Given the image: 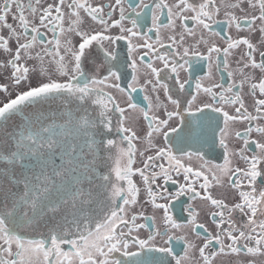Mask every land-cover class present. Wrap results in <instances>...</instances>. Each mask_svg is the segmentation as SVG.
<instances>
[{
  "label": "snow or ice",
  "instance_id": "1",
  "mask_svg": "<svg viewBox=\"0 0 264 264\" xmlns=\"http://www.w3.org/2000/svg\"><path fill=\"white\" fill-rule=\"evenodd\" d=\"M0 80V264L264 257V0H0Z\"/></svg>",
  "mask_w": 264,
  "mask_h": 264
},
{
  "label": "flooded vegetation",
  "instance_id": "2",
  "mask_svg": "<svg viewBox=\"0 0 264 264\" xmlns=\"http://www.w3.org/2000/svg\"><path fill=\"white\" fill-rule=\"evenodd\" d=\"M101 2H105V0H101ZM135 2H138V0H135ZM170 2H174V0H170ZM233 2H234V0H233ZM149 26H150V20H149ZM144 31H146V28L144 29ZM5 34H7V33L5 32ZM229 34L233 35L234 37L236 35V33H235L234 30H232ZM164 35L166 37L167 33H165ZM240 35L241 36H244V35H246V33H241ZM153 38H155V37L153 36ZM187 39H188V42L189 43L194 42L193 41V38H187ZM216 40L218 41V43L221 46H223V41H220L219 38H216ZM239 54H240V50H236V54L232 58L233 65H235V60L239 57ZM198 67H200V72L198 73V75H205L206 74V71H207L206 65L203 62H201V64ZM185 78H186V74L182 73V79H185ZM216 79L219 80V76L218 75H217ZM3 82H5V81L0 80V83H3ZM245 91H247V89H245ZM162 98H163V96H162ZM247 102L248 103H251V98L250 97L247 98ZM244 128H245V125H243V124L238 125V129L239 130H243ZM216 162H222V161H216ZM135 179L139 183V178L136 177ZM143 199H144V196L142 194L141 195V200H143ZM195 203L198 205L200 202L197 201ZM145 208H146V214H152V209H151L150 205H146ZM157 216L159 217V213H157ZM202 219H203V222H205L207 224V226L211 230H214V225L211 224V222H210V220H209V218H208L207 215H204ZM178 222L186 223V221H184V220H178ZM144 235H146V233ZM189 236H190V238H193L194 239V237H191V234L190 233H189ZM231 259H233V258L232 257H221V258H218V260H223L225 262V264H228V261L231 260ZM244 260H245V264H247V261H249V260H254L255 261V264H264V257H260V256H257V257H245Z\"/></svg>",
  "mask_w": 264,
  "mask_h": 264
}]
</instances>
